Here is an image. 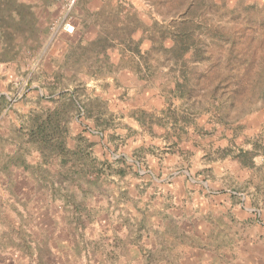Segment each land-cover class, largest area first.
<instances>
[{"label": "rangeland", "instance_id": "rangeland-1", "mask_svg": "<svg viewBox=\"0 0 264 264\" xmlns=\"http://www.w3.org/2000/svg\"><path fill=\"white\" fill-rule=\"evenodd\" d=\"M0 264H264V0H0Z\"/></svg>", "mask_w": 264, "mask_h": 264}, {"label": "trees", "instance_id": "trees-1", "mask_svg": "<svg viewBox=\"0 0 264 264\" xmlns=\"http://www.w3.org/2000/svg\"><path fill=\"white\" fill-rule=\"evenodd\" d=\"M171 38L174 40V39H176V38H181L182 39V32H180V31H176L172 36H171ZM175 41V40H174Z\"/></svg>", "mask_w": 264, "mask_h": 264}, {"label": "built area", "instance_id": "built-area-1", "mask_svg": "<svg viewBox=\"0 0 264 264\" xmlns=\"http://www.w3.org/2000/svg\"><path fill=\"white\" fill-rule=\"evenodd\" d=\"M65 1V4L68 5L69 7L73 4L74 0H63ZM69 27V30L71 29L72 30V27L71 26H68Z\"/></svg>", "mask_w": 264, "mask_h": 264}]
</instances>
